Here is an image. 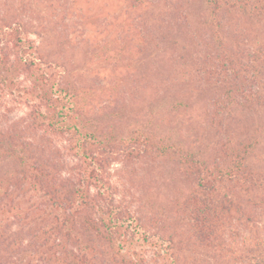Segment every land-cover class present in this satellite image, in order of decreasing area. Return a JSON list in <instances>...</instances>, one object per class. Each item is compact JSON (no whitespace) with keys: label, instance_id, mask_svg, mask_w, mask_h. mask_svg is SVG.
I'll return each mask as SVG.
<instances>
[{"label":"trees","instance_id":"1","mask_svg":"<svg viewBox=\"0 0 264 264\" xmlns=\"http://www.w3.org/2000/svg\"><path fill=\"white\" fill-rule=\"evenodd\" d=\"M118 1L114 18L120 30L113 40L118 43L111 47L107 40L101 56L103 61L112 54L117 58L104 66L108 85L87 82L81 71L51 59L44 50V21L35 24L28 7L0 0V264H188L182 258L186 244L166 234L168 229L158 222L152 193L124 189L122 172L130 163L145 164L146 170L150 165L173 167L182 186L172 202L187 224L191 243L223 249L238 264L244 259L264 264V239L237 255L222 240L225 224L234 218L231 210L264 208V169L253 165L258 134L234 133L227 121L233 119L236 104L248 114L255 105L264 107V38L243 61L231 56L235 52L229 56L224 44L229 15L264 25V0H201L199 22L211 30L204 46L216 42L227 52L215 57L209 50L200 57L201 63L216 59L214 71L201 67L205 85L215 72L223 76L216 80L236 93L214 97L206 107L215 132L225 134L213 151L207 144L188 148L176 127L163 124V111L181 104L168 91L174 92L172 85H155L145 113L133 110L127 97L113 100L117 88L126 93L129 84L122 70L133 69L131 59L121 55L128 46H136L137 52L159 49L172 38L171 28L188 29L181 5ZM59 2L67 9L76 0ZM184 36L185 42L189 37L197 45L193 33ZM85 42L87 53L94 40ZM187 53L197 71V58ZM245 79L258 84L255 91L243 89ZM103 86L108 95H100L104 98L98 103ZM135 89L131 85L128 93Z\"/></svg>","mask_w":264,"mask_h":264},{"label":"rangeland","instance_id":"2","mask_svg":"<svg viewBox=\"0 0 264 264\" xmlns=\"http://www.w3.org/2000/svg\"><path fill=\"white\" fill-rule=\"evenodd\" d=\"M6 1L23 10H27L28 7L30 17L35 24L44 21V28L48 30V37L43 42L44 50L49 53L51 59L63 61L77 73L81 71L87 82H99V84L103 82L110 85L108 70H104V66L110 67L117 58L112 54V59L103 61L105 55L103 50L108 47L105 43L107 40L110 41L111 47L115 46L114 43H118L113 41L120 30L114 18L116 11L120 8L118 0H76V2L66 0L69 4L72 2L67 9H63L64 4L59 2L60 0H47L41 4L36 0ZM157 1L158 7L160 5L162 7V3L166 1L171 5H181V13L187 19V22L183 23H188V29H184V26H182L183 29L171 28L172 38L159 49L148 47L137 52L136 46H128L125 54L121 55L128 60L131 59L130 64L133 69L129 67L122 70L126 71L124 81L129 84L124 86L126 93L117 88L113 100L118 103L122 98L127 97L133 110L140 109L141 113H145L148 100L154 96L155 85L159 84L166 89L172 85L174 92L168 91L174 93L181 100V104L171 111L167 108L163 111V124L168 122L176 127L178 136L188 148L198 150L207 144L209 148L212 147L210 151H213L217 148L213 144L216 140H222L225 134L223 131L218 134L215 132L206 107L214 97H224L225 94H229L230 97L236 93L230 91L224 82H218L223 76L219 77L215 72L211 84L206 86V79H204L206 73H204L205 76L202 74L201 67L211 66L214 71L216 59L209 58L208 62L201 63L200 57L209 50L214 51L215 57H222L227 52L215 46L216 42H212L210 47L204 46V42H207L205 36L211 35V30L199 22L203 21L201 16L204 12L201 0ZM185 2H188V5ZM107 23L109 26H106ZM226 25L225 33H223L229 37L224 38V44L228 46L229 56L236 53L231 55L235 59L243 61L249 56L255 42L264 38V25L261 22L258 23L240 15H229ZM185 32L186 36L190 32L194 34L193 43L197 42V45L191 44L189 37L187 42L183 40ZM64 38L70 41L60 44ZM86 39L94 40L90 50L87 49V53H85ZM189 51L194 58H197V71L194 62L188 58ZM181 55L182 59L179 58ZM131 85L136 86L132 94L128 93ZM242 85L245 91H255L258 84L245 79ZM104 89L107 88L103 86V89L97 93L96 102L100 103L103 100L104 97L100 95H108L103 92ZM165 103L168 102L165 101ZM243 107L240 104L233 106L231 108L233 119L230 121L231 117H229L227 121L234 133L253 131L258 134V144L253 153V165L262 170L264 169V107L255 105L249 114ZM255 126L258 128L253 130ZM172 169L170 164L150 165L148 170L145 164H127L122 172L127 179L124 189L129 192L132 190L129 189L131 186L130 188L136 187L134 189L136 192L152 193L155 208L159 210L158 222L160 221V225L168 229L165 230L166 234L173 233L176 239H181L186 244L182 258L188 264H197V261H201L202 264H238L234 261V256L226 254L223 249L191 243L193 239L189 236L187 224L176 212L172 202L178 196V186H182ZM243 210L244 213L231 210L234 218L225 224L226 231L222 237L223 242L235 251L234 255L242 254V251L250 247L254 241L264 239V208L246 205L243 206ZM229 253L232 254L231 251ZM243 261V264L248 263L246 259Z\"/></svg>","mask_w":264,"mask_h":264}]
</instances>
